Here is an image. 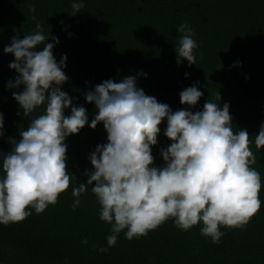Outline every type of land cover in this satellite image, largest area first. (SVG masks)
Segmentation results:
<instances>
[{
  "label": "trees",
  "instance_id": "trees-1",
  "mask_svg": "<svg viewBox=\"0 0 264 264\" xmlns=\"http://www.w3.org/2000/svg\"><path fill=\"white\" fill-rule=\"evenodd\" d=\"M72 3L0 0V113L4 118L0 155L11 150V140L20 138L19 131L31 119L23 116L12 96L23 85L7 87L18 73L9 68L15 57L5 53L4 46L13 35L23 38L34 31L39 21L44 34L49 33L46 42L52 36L59 39L53 54L57 60L67 57L63 70L68 79L62 90L75 105L86 108L89 123L98 109L85 100L84 93L105 79L119 81L129 74L137 77L146 94L173 111L201 110L207 99L221 105L227 102L233 131L249 132L248 146L256 157L250 167L260 173L261 206L240 227L220 225L219 243L200 233L202 222L181 230L169 218L131 240L122 230L115 245L109 246L110 224L100 219L101 206L91 185L80 194V204L72 206L73 185L86 182V170L93 167L89 154L97 144L107 142L102 122L95 128L86 123L65 139L70 182L56 203L40 213L32 209L23 220L0 224V264H264V146L257 148L254 142L264 121V0H83L76 14H71ZM181 23L195 33L198 47L192 65L184 58L176 62ZM192 84L203 95L194 106L181 104L179 92ZM42 110L41 106L36 113ZM158 127L161 131L151 153L159 167L164 164L160 149L171 141L163 131L166 118Z\"/></svg>",
  "mask_w": 264,
  "mask_h": 264
},
{
  "label": "clouds",
  "instance_id": "clouds-1",
  "mask_svg": "<svg viewBox=\"0 0 264 264\" xmlns=\"http://www.w3.org/2000/svg\"><path fill=\"white\" fill-rule=\"evenodd\" d=\"M83 6V0H73L71 14ZM177 31L181 33L175 45L177 64L181 58L195 64L198 45L193 29L181 23ZM48 37L37 21L34 31L23 38L13 35L4 46V52L15 57L9 68L18 73L7 87L23 85L12 96L23 116L31 119L19 131L20 138L11 140V150L0 155V224L23 220L32 209L40 213L56 203L70 182L66 137L86 123L95 128L99 122L107 132V142L97 144L89 154L93 167L86 170V182L73 185L72 206L80 204V194L91 185L101 206L100 219L110 224L109 246L115 245L122 230L131 240L169 218L181 230L202 222L200 233L219 243L220 225L240 227L258 211L261 178L250 167L256 157L248 146L249 132L244 128L233 131L227 102L221 105L207 99L201 110L173 111L146 94L138 87L137 77L129 74L119 81L105 79L84 93L85 100L98 109L89 123L86 108L75 105L73 97L62 90L68 79L63 70L67 57L56 59L53 48L59 39L52 36L46 42ZM202 95L192 84L179 92L180 103L194 106ZM70 105V114L65 115ZM165 118L163 131L171 143L160 149L164 164L158 167L153 164L151 146L157 143L158 126ZM3 127L0 113V135ZM254 142L257 148L264 146V121Z\"/></svg>",
  "mask_w": 264,
  "mask_h": 264
}]
</instances>
